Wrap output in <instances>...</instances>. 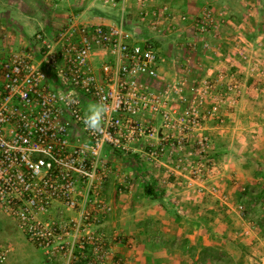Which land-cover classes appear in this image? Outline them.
Returning a JSON list of instances; mask_svg holds the SVG:
<instances>
[{
	"label": "built area",
	"instance_id": "built-area-1",
	"mask_svg": "<svg viewBox=\"0 0 264 264\" xmlns=\"http://www.w3.org/2000/svg\"><path fill=\"white\" fill-rule=\"evenodd\" d=\"M74 1L87 8H116L119 21L102 25L70 15L56 32L34 33L26 46L5 42L0 47V212L28 242L59 256L63 264L89 241L94 250L87 264H104L103 235L91 227L110 210L98 196L110 156L132 153L146 140L143 161L156 167L163 157H179L172 173L184 177L186 188L203 191L218 170L207 154V122L215 118L222 126V107L235 106L241 89L236 81L224 83L225 73L214 78L206 71L192 87L182 80L157 91L151 85L158 77L156 46L126 27V0ZM138 1L143 6L146 0ZM159 1L153 12L168 21L169 7ZM209 17L206 12L203 19L195 18V31L204 33ZM95 57L99 75L92 65ZM94 104L106 107L96 132L83 122ZM192 137L187 156L195 157L187 164L183 151ZM8 253L0 245V264Z\"/></svg>",
	"mask_w": 264,
	"mask_h": 264
},
{
	"label": "rangeland",
	"instance_id": "rangeland-1",
	"mask_svg": "<svg viewBox=\"0 0 264 264\" xmlns=\"http://www.w3.org/2000/svg\"><path fill=\"white\" fill-rule=\"evenodd\" d=\"M163 1L172 14L168 21L162 20L161 17L157 18V14L153 12L159 8V0H146L143 6L138 0H126L124 4L126 27L136 28L141 33L140 38L149 40L156 46L159 64L158 77L151 82L154 89L163 90L167 84L177 82L175 80L177 76L183 79L185 86L192 87L195 82L202 79L206 71H209L208 73L213 74L225 73L223 82L236 81L242 90L243 79H240V67L252 62L254 71L256 70L261 76V66L255 61L258 59L253 60L248 53L238 49L237 46L240 42L254 41L256 29L263 24L264 0ZM187 3L192 5L193 9L185 8ZM99 7L104 9V16L112 23L119 21L116 8ZM80 9L79 2L74 0H0V47L5 42L12 43L16 48L26 46L34 33L41 31L54 33L65 24L68 16L79 14ZM206 12H210L208 20L204 21L207 29L204 33H199L192 26V21L199 17L203 19V14ZM180 16H184L185 20H181ZM38 23H42L43 27L40 28ZM23 24L29 29L28 31L22 30ZM202 71L205 73L198 75ZM230 71L234 73L231 77L227 75ZM223 117L226 120V117ZM211 120L207 122L206 129ZM207 134L210 136L209 133ZM193 140L194 137L186 144L183 151H186L187 164L194 161V155L187 156L193 149ZM211 143L210 136L207 154L218 162L217 172L207 178L203 191L196 192L193 188H187V190L191 189L193 195L199 199V202H195L196 210L201 209L200 212L195 213V219L200 222L201 228L199 238L195 237L194 240L186 237V231L183 229L185 223L180 225V222H183L181 220L185 218V214L182 216L184 210L180 212L177 209H166L161 198L145 194V181L148 182V178L144 176L134 179L138 190L131 195L123 185L115 184V193L121 197V203L125 207L120 211V217L126 220V223L115 226L108 223L111 214L118 212L112 201V192L110 195H104L102 190L104 181H110V188L114 186L111 176L114 161L109 158L110 172L100 184L98 196L110 207V210L100 215L102 217L100 224L91 227L93 233L103 235L102 246L104 244L103 249L106 248L104 264H264V176L259 181L237 185L235 197L231 199L230 194L221 190L215 182L221 173V159L219 154L213 153ZM163 158L157 162L156 167L151 161L152 169L158 170L157 167ZM173 160L171 166L174 168L179 157L173 156ZM123 164L124 162L121 161L120 165ZM141 173L143 174V171ZM128 180L124 179L125 183H128ZM156 183L159 185L158 179ZM157 188L159 190L160 187ZM209 188L215 190L210 191ZM212 199L214 201H210ZM128 202H133L134 206H129ZM210 202L212 208L205 210L206 207L202 205ZM216 205L214 209L213 206ZM155 210L156 212L152 213ZM226 210L229 211L225 212ZM59 211L60 208L57 207L52 214L58 216ZM203 212L207 215H201L204 214ZM216 213H224L223 217L228 216V220L220 219L223 225L218 224V227L216 224L214 226L207 224L208 221L204 218L208 215L214 217ZM68 215L73 214L68 213ZM155 216L166 217L172 222V227L169 226L168 232L166 231L167 235L161 233L166 230V224H163L164 226L158 224L160 219L153 221L152 217ZM107 224L110 226L107 227ZM128 226L131 229L129 231ZM136 229L135 236L128 234ZM92 242L89 241L85 249L72 259L70 264H87L94 250ZM0 245L9 249L7 259L2 264H63L59 256L49 255L28 242L11 220L1 212Z\"/></svg>",
	"mask_w": 264,
	"mask_h": 264
},
{
	"label": "crops",
	"instance_id": "crops-1",
	"mask_svg": "<svg viewBox=\"0 0 264 264\" xmlns=\"http://www.w3.org/2000/svg\"><path fill=\"white\" fill-rule=\"evenodd\" d=\"M79 7L81 8L79 14H82L83 19L96 24H112V21L104 16V9L101 7L93 6L87 8L82 3H79ZM183 8L184 7L182 6V9ZM185 8L193 9V6L187 3L185 4ZM250 15H252V12ZM262 15L264 18V13ZM37 25H39L40 28L43 27L42 23H38ZM22 27L23 31L29 30L24 24ZM247 30L251 31L249 28ZM256 32L257 34L253 42H240L237 48L244 50L251 56L253 60L258 59V61H255L261 66V76L258 75L256 70L254 71V65H252L253 62L243 64L242 67H240V79H243V89L241 90V96L239 100L237 101L236 105L230 109L226 108L225 105L222 107L223 110H221V114L226 117L224 126H219L217 121L212 119L208 123L209 125L206 130L212 139L211 144L213 153L219 154L221 159V173L219 176H217L215 182L219 185L221 190L230 194L232 197L231 199H234L233 197H235L237 185H242L243 183L248 184L252 181H259L260 178L264 176V19L263 24L256 29ZM99 64L100 61L98 57H95L93 59L92 65H94L97 75L100 74ZM204 73L205 71H202L198 75H203ZM216 74L217 73L213 74L214 78H217ZM177 77L178 78H175L176 81L183 80L181 77ZM210 101L211 99H208L207 103ZM143 118L145 120L152 121V123L154 122V124L157 123L156 118V120H151L148 116L142 117V119ZM146 144V140H143L141 143L135 146L134 152L129 153L126 156H118L119 158L112 156L114 166L112 165L113 172L111 176L114 180L112 186H114L110 188V181H104L102 184V190L104 195H110V192H112V201L114 203V207L118 211L117 214H119L117 216L115 212L112 213L111 220L108 223H110L112 226L117 224L120 225L121 223L125 225L126 223V220L120 217V211L125 207L121 203V197L115 193V184L123 185V187L127 189V193L131 195L133 192L138 190V188L135 186L137 182L135 181L136 183H134V179L137 180L139 177L144 176L145 178H148V182L145 181V186H152L156 192V197L158 199L161 198L162 204L165 205L166 209H177L180 212L184 210L182 216L185 214V218L181 220L183 222H180V225L185 223L183 229L186 231V237L193 240L197 237L199 238L201 224L195 219V213L201 211V209L196 210L195 206V202H199V199L193 195L191 189L187 190V188L184 186L185 180L183 176H178L172 173L173 167L171 166V163L174 161L172 157L163 158L157 167L158 170L152 169L151 161H143V159H141L143 151L146 149ZM121 161L124 162L123 165H120ZM141 171H143V174ZM149 178L151 180H149ZM124 179H129L132 181L130 182L128 180V183H125ZM156 179L159 180V185L156 183ZM157 187H160L159 190ZM245 187L249 189L248 186ZM210 201L214 200L212 199ZM132 204L134 203L130 202L129 206H134ZM202 206L206 207L204 208L205 210L212 208L211 202L209 204L205 203ZM215 207H217V205L213 206L214 209ZM228 211L229 210H226L225 212ZM155 212L156 210L152 213ZM203 213L204 214L201 215H207L205 212ZM217 213L213 215L214 217L208 215L207 218H204L208 221L207 224H210L211 226L216 224L218 227V224H220V226L223 225L220 223L222 221H220V219L226 218V220H228V216L223 217L224 213ZM158 219H160L158 224H166V230L161 231V233H166L167 235L168 227L171 226L172 222H169L168 218L163 216L152 217L153 221H157ZM128 221H131L130 217L128 218ZM133 221L135 223L136 219L134 218ZM110 224H107V227H109ZM130 225L131 223L129 226ZM129 226L128 231L130 229ZM161 228L163 227L161 226ZM136 232L137 229L136 231L134 230V232H129L128 234L135 236L134 234ZM156 234L158 233L156 232Z\"/></svg>",
	"mask_w": 264,
	"mask_h": 264
},
{
	"label": "clouds",
	"instance_id": "clouds-1",
	"mask_svg": "<svg viewBox=\"0 0 264 264\" xmlns=\"http://www.w3.org/2000/svg\"><path fill=\"white\" fill-rule=\"evenodd\" d=\"M106 107L102 104H94L84 118V125L86 129L96 132L102 128Z\"/></svg>",
	"mask_w": 264,
	"mask_h": 264
},
{
	"label": "trees",
	"instance_id": "trees-1",
	"mask_svg": "<svg viewBox=\"0 0 264 264\" xmlns=\"http://www.w3.org/2000/svg\"><path fill=\"white\" fill-rule=\"evenodd\" d=\"M144 192L145 194H147L148 196H153L155 197L156 196V192L155 190L152 188V186H145L144 187Z\"/></svg>",
	"mask_w": 264,
	"mask_h": 264
}]
</instances>
